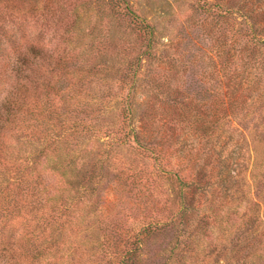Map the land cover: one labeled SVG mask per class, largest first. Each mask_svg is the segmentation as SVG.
Listing matches in <instances>:
<instances>
[{"label": "trees", "instance_id": "trees-1", "mask_svg": "<svg viewBox=\"0 0 264 264\" xmlns=\"http://www.w3.org/2000/svg\"><path fill=\"white\" fill-rule=\"evenodd\" d=\"M92 1L106 7L110 28L118 21L126 33L119 66L112 60L90 63L75 46L56 55L44 44L6 36L16 64L8 67L12 83L0 102V264L192 263L208 229L199 219V201L188 199L196 180L174 166L175 157L184 163L179 149L150 143L137 132L135 91L144 62L154 56L155 25L131 0ZM41 2L0 0L27 11ZM218 6L233 16V60L226 63L227 53L220 52L216 92H188L201 111L182 112L177 139L189 134L213 145L233 123L251 148L253 183L264 190V0H219ZM104 72L120 83L113 123L99 122L109 116L106 105L96 107L74 93ZM164 110H158L161 123L172 124H165ZM163 185L168 192L159 200L155 189ZM106 189L128 199L113 216L104 208ZM210 210L216 218V208ZM240 221L234 234L242 238L236 244L227 239L231 261L257 252L246 238L249 221Z\"/></svg>", "mask_w": 264, "mask_h": 264}, {"label": "rangeland", "instance_id": "rangeland-1", "mask_svg": "<svg viewBox=\"0 0 264 264\" xmlns=\"http://www.w3.org/2000/svg\"><path fill=\"white\" fill-rule=\"evenodd\" d=\"M91 1L43 0L35 6L38 10L31 11L0 3V28L7 32L5 35L0 31V44L4 48L0 57V102L12 83L8 67L16 64L9 56L8 35H13L20 44L26 41L44 44L56 55L75 46V53L78 55L83 49L84 58L90 63L112 60L119 66L126 33L118 21L110 28L106 7ZM131 1L137 12L154 23L156 30L154 56L150 62H144L135 91L137 132L151 140L150 143L164 142L179 149L184 163L178 157L172 162L177 168L182 166L181 175L190 181L196 180V184H191L188 199L199 201L202 208L199 219L208 224L205 236L194 248L192 263L187 264H264V190L253 183V156L245 133L229 122L213 145L189 134L177 139L181 114L188 116L201 111L188 92L200 89L216 92L220 52L227 53L226 63H230V56L233 60L232 53L228 52L234 22L231 12L218 9L219 0ZM113 74L95 75L81 84V89L74 90L85 102L108 107L109 116L101 117L100 123H113L111 111L114 113L120 107V83ZM213 104L214 98L208 105ZM192 107L196 108L195 112ZM162 108L169 114L165 124H172L161 123L158 110ZM166 192V185L155 189L159 200H165ZM115 196L110 189L103 194L104 208L112 216L123 204H128L127 198ZM211 208H216V218L210 216ZM226 219L223 224L219 221ZM242 219L249 221L246 238H250V247L253 245L257 252L249 260L231 261L233 256H228L231 247L227 239L236 240L233 244L239 242L242 237L234 234L233 224ZM133 225L137 227V223ZM228 229L231 236L224 232ZM222 243L226 246H221Z\"/></svg>", "mask_w": 264, "mask_h": 264}]
</instances>
